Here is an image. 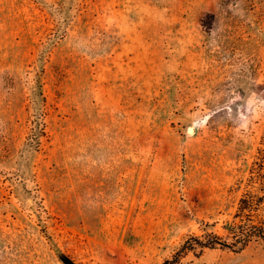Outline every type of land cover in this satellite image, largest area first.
<instances>
[{"label": "rangeland", "instance_id": "obj_1", "mask_svg": "<svg viewBox=\"0 0 264 264\" xmlns=\"http://www.w3.org/2000/svg\"><path fill=\"white\" fill-rule=\"evenodd\" d=\"M263 131L264 0H0V264H163L224 235Z\"/></svg>", "mask_w": 264, "mask_h": 264}, {"label": "trees", "instance_id": "obj_2", "mask_svg": "<svg viewBox=\"0 0 264 264\" xmlns=\"http://www.w3.org/2000/svg\"><path fill=\"white\" fill-rule=\"evenodd\" d=\"M259 149L261 170L264 166V131ZM224 235L214 231H205L202 235H194L185 239L170 260L163 264H176L188 252L200 255L204 249L226 250L239 253L250 244H257L264 252V170L251 174L245 190L238 200L231 219L223 225ZM199 251L196 253V250Z\"/></svg>", "mask_w": 264, "mask_h": 264}, {"label": "water", "instance_id": "obj_3", "mask_svg": "<svg viewBox=\"0 0 264 264\" xmlns=\"http://www.w3.org/2000/svg\"><path fill=\"white\" fill-rule=\"evenodd\" d=\"M191 130V129H190Z\"/></svg>", "mask_w": 264, "mask_h": 264}]
</instances>
